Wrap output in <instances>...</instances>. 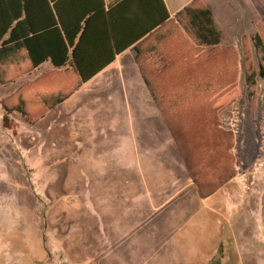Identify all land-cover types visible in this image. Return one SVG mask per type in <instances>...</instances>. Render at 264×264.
<instances>
[{
    "label": "crops",
    "instance_id": "obj_1",
    "mask_svg": "<svg viewBox=\"0 0 264 264\" xmlns=\"http://www.w3.org/2000/svg\"><path fill=\"white\" fill-rule=\"evenodd\" d=\"M0 5L6 17L28 21L18 33L40 38L36 59L43 60L35 68L26 48L12 45L0 60V80L28 75L41 85L32 88L37 103L58 111L52 133L61 189L76 192L82 211L90 209L98 221L155 218L159 228L190 211L197 195L210 202L209 215L231 231L236 254L228 247L226 257L264 247V188H259L264 179L254 174L262 164L247 186L246 174L239 178L223 164L213 174L198 172L192 136L185 134L195 131L197 116L210 110L213 99L229 97L216 85L243 81V53L251 51L245 37L264 53L259 25L264 0H0ZM78 68L102 70L83 83ZM91 84L103 91L86 92ZM53 94H59L55 101ZM209 151H202L204 160L212 157ZM253 195L258 202L249 204ZM131 211L137 212L133 220ZM243 220L253 221L247 237L237 228Z\"/></svg>",
    "mask_w": 264,
    "mask_h": 264
},
{
    "label": "rangeland",
    "instance_id": "obj_2",
    "mask_svg": "<svg viewBox=\"0 0 264 264\" xmlns=\"http://www.w3.org/2000/svg\"><path fill=\"white\" fill-rule=\"evenodd\" d=\"M259 25L262 31L264 23ZM244 46L251 51L243 53V81L216 85L229 97L213 99L210 110L197 116L195 131L185 134L192 136L198 172L213 174L223 164L239 178L246 174L247 186L259 164L254 174L264 179V53L257 52L251 36ZM35 86L41 85L29 82L28 75L0 80V264H264L261 245L251 254L226 257L228 247L236 254L229 243L231 231L218 222L220 217L209 215L210 202L197 195L190 211L159 228L153 226L155 218L98 221L90 209L82 211L76 192L61 189L52 133L58 111L37 103ZM85 91L94 94L103 88L91 84ZM58 96L53 94L51 101ZM204 149L211 158L203 159ZM257 202L249 197V204ZM136 213L128 214L131 220ZM242 222L237 228L247 237L253 221Z\"/></svg>",
    "mask_w": 264,
    "mask_h": 264
},
{
    "label": "trees",
    "instance_id": "obj_3",
    "mask_svg": "<svg viewBox=\"0 0 264 264\" xmlns=\"http://www.w3.org/2000/svg\"><path fill=\"white\" fill-rule=\"evenodd\" d=\"M1 7L2 6L0 5V54H1L0 60H3L8 56L12 45L23 46L28 51L32 59L33 66L35 68L38 67L43 62L42 59L40 60L36 59V53H37L36 48H37V44L40 42L39 40L40 38L33 35L29 36L27 34H19L18 32L20 31V29L23 26L25 27V23H27L28 21L26 20L23 23H21L20 21H18V19H11L6 17L7 14L2 11ZM197 30H199V28H197ZM201 33H202V29H201ZM6 48L8 49L7 51ZM55 54L56 53L51 51L50 58L52 59L54 64L58 66V62L54 58V56H56ZM101 70L102 69H92L90 71L88 69H82V68L77 69L83 83H87ZM247 79L249 82L250 77H247Z\"/></svg>",
    "mask_w": 264,
    "mask_h": 264
}]
</instances>
